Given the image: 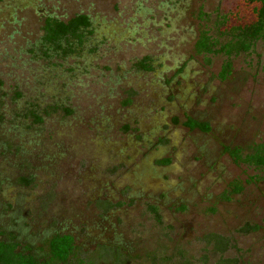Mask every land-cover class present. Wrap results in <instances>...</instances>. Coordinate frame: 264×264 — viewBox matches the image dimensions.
<instances>
[{
	"label": "rangeland",
	"instance_id": "obj_1",
	"mask_svg": "<svg viewBox=\"0 0 264 264\" xmlns=\"http://www.w3.org/2000/svg\"><path fill=\"white\" fill-rule=\"evenodd\" d=\"M241 1L0 0L2 238L42 256L70 234L94 264H264V167L229 155L264 144V40L226 79L224 54L195 51ZM75 14L83 43L44 55L43 18Z\"/></svg>",
	"mask_w": 264,
	"mask_h": 264
},
{
	"label": "trees",
	"instance_id": "obj_2",
	"mask_svg": "<svg viewBox=\"0 0 264 264\" xmlns=\"http://www.w3.org/2000/svg\"><path fill=\"white\" fill-rule=\"evenodd\" d=\"M91 22L87 15L75 14L68 20L59 19L53 15L43 18L41 26V43L43 54L48 51H61L63 54L71 52L70 47L83 43L85 32H90ZM216 29L219 34L226 38L221 43L215 36L210 34L211 29L201 31L195 43V51L202 54L222 53L227 58L222 64L219 72L220 79H226L231 70L230 57L233 54L247 52L256 40H264V0H242L235 11L222 14L216 22ZM67 43V48L62 44ZM66 44V45H67ZM136 67L140 71H149L152 65L148 56L136 61ZM69 113V110H65ZM36 122H40L39 115L31 113ZM190 129H200L207 131V123L200 122L191 117H186L182 123ZM229 155L236 162H242L257 170L264 167V144L256 146L251 153L243 154L240 149L229 150ZM169 163L168 159L158 161V163ZM24 181L25 179L22 178ZM26 182V181H25ZM232 194H238L242 186L238 182L232 185ZM225 198H229L227 193ZM108 207L112 204L104 202ZM148 210L156 222H161V216L155 205H148ZM3 232L0 230V264H94V261L84 259L76 252L74 239L70 234H57L52 236L46 243V250L42 256L31 252L30 246L20 248V244L10 237L2 238ZM214 242L225 248L227 245L222 237L214 236Z\"/></svg>",
	"mask_w": 264,
	"mask_h": 264
}]
</instances>
